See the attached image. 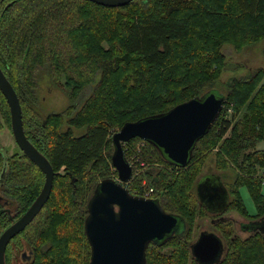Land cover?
I'll use <instances>...</instances> for the list:
<instances>
[{
	"label": "trees",
	"instance_id": "16d2710c",
	"mask_svg": "<svg viewBox=\"0 0 264 264\" xmlns=\"http://www.w3.org/2000/svg\"><path fill=\"white\" fill-rule=\"evenodd\" d=\"M261 39L264 0H132L117 7L89 0H1L0 67L18 96L26 137L54 171L42 212L12 239L5 264H15L19 252L29 248L30 259L20 264H88L87 201L101 179L117 176L111 164L112 134L126 122L219 91L214 83L225 66L221 47L241 49ZM43 70L69 99L62 111L43 115L34 106ZM90 85L89 95L77 103ZM221 94L222 109L195 143L186 166L170 163L139 137L122 145L127 160L134 154L137 162L162 165L155 173L132 172L129 191L146 177L153 197L184 225L162 243L147 246V264H198L189 245L196 218L206 213L194 188L215 147L217 168L235 169L225 211L235 210L249 222L264 217L263 178L257 173L264 167V150L256 148L264 141V67L231 78ZM71 127L85 131L74 135ZM5 128L11 133L9 106L0 92V131ZM3 170L1 184L19 205V216L38 195L43 172L16 144H0V176ZM242 187L255 206L253 215L243 203ZM9 223L1 212L0 234ZM232 225L231 219L215 220L224 244L217 264H264V234L247 230L253 233L242 239Z\"/></svg>",
	"mask_w": 264,
	"mask_h": 264
},
{
	"label": "water",
	"instance_id": "95a60500",
	"mask_svg": "<svg viewBox=\"0 0 264 264\" xmlns=\"http://www.w3.org/2000/svg\"><path fill=\"white\" fill-rule=\"evenodd\" d=\"M89 1L117 7L132 0ZM0 92L9 106L11 134L16 145L44 174L42 188L33 203L0 235V264H5L7 243L31 222L47 201L54 171L47 158L26 137L18 96L1 67ZM224 99L220 91H208L164 113L126 122L112 134L111 164L117 176L101 179L87 201L84 233L90 246L88 264H147L146 249L150 243L160 244L183 229L182 219L166 212L156 198L129 191L126 184L131 180L133 170L122 145L139 137L153 144L170 163L186 166L195 143L208 132L219 115ZM3 174L4 170L0 183ZM195 190L198 202L206 211L215 214L225 211L229 194L219 174H202ZM240 227L245 231L257 229L264 234V217L242 223ZM189 250L198 264H217L222 258L224 244L216 233L202 230L190 243Z\"/></svg>",
	"mask_w": 264,
	"mask_h": 264
},
{
	"label": "rangeland",
	"instance_id": "374dc122",
	"mask_svg": "<svg viewBox=\"0 0 264 264\" xmlns=\"http://www.w3.org/2000/svg\"><path fill=\"white\" fill-rule=\"evenodd\" d=\"M221 51L225 56V66L220 73L218 79L215 81L216 88L219 89L220 92L225 91L226 84L231 78L236 77H242L246 76L249 73H253L257 68L264 67V39L258 40L255 43H252L248 46H244L241 49H236L233 46L229 44H225L221 47ZM98 77L96 78V80ZM92 85L86 87V89L80 94L79 98L77 99V103L81 104V102L89 95L91 92ZM37 101L36 104H38L39 111L45 115L48 112H59L62 111L65 107H67L70 102L68 97L66 96L65 92L56 86H52V84L49 83L46 72L43 70L38 75L37 80ZM227 113L226 116H230L232 112V104L227 107ZM67 122H64L62 128H67ZM72 133L81 135L85 131V127L82 128H74L71 127ZM228 134V133H227ZM0 144L5 147H13L15 145L14 139L12 137V134L8 130V128L2 129L0 131ZM136 145V146H135ZM136 152L137 148H140L139 145H141V142H137L135 144ZM143 146V145H142ZM142 148V147H141ZM256 148L260 150H264V141H260L256 144ZM218 150L217 147H215L211 153H209L205 159V163L203 164L201 168L200 174L205 173H219L221 177L223 178V184L228 188V185L232 183L234 176H235V169L232 167L226 168V169H218L216 165V155L215 152ZM140 151V150H139ZM137 156L132 154L129 156L130 163L132 164L133 168V174H143L146 171H152L155 173L159 168L162 167V165L158 162L148 163L144 160L143 167L140 166L139 162L136 161ZM169 170V168H167ZM258 175L262 176L263 178V185H262V192L264 194V167H261L258 169ZM200 175V176H201ZM199 176V177H200ZM198 177V178H199ZM116 178V176L114 177ZM147 178L143 177L141 179L140 185L136 187V189H133V193L135 190H137L139 187L144 188L147 184ZM195 190V188H194ZM136 194V193H135ZM195 194V192H194ZM240 194L243 200V203L246 207V210L250 215H253L255 213V206L246 190V188L242 187L240 189ZM196 196V194H195ZM198 201V199L196 198ZM206 215L202 218L197 217L195 221V229H193V236L194 238L197 236V234L202 230L211 231L213 230V224L211 223L213 217L215 215H211L208 211L205 210ZM224 219H231L233 220V229L234 234L242 239L249 236L251 231H245L242 230L240 227V224L247 223L248 219L238 213L235 210H228L222 212ZM215 227V226H214ZM214 232L217 233V231L214 230ZM193 238V239H194ZM193 241V240H192ZM191 241V242H192Z\"/></svg>",
	"mask_w": 264,
	"mask_h": 264
},
{
	"label": "flooded vegetation",
	"instance_id": "af4514ba",
	"mask_svg": "<svg viewBox=\"0 0 264 264\" xmlns=\"http://www.w3.org/2000/svg\"><path fill=\"white\" fill-rule=\"evenodd\" d=\"M35 97H36V99H35V101H37V95L35 94ZM35 105V107H36V109L39 111V108H38V104H36V102L34 103ZM48 113H50V112H48ZM48 113H46V114H48ZM45 114V115H46ZM13 137V136H12ZM15 142V141H14ZM16 144V143H15ZM29 159V158H28ZM38 167V166H37ZM40 169V168H39ZM64 167H61L60 168V171L61 172H64ZM41 170V169H40ZM43 176H44V174H43ZM43 182H44V177H43ZM43 185V184H42ZM42 188V187H41ZM41 190V189H40ZM195 194H196V190H195ZM37 197V196H36ZM35 200V199H34ZM33 203V202H32ZM31 203V204H32ZM30 204V205H31ZM29 205V206H30ZM201 205V204H200ZM28 206V207H29ZM28 207H27V209H28ZM42 208H43V206L41 207V209L38 211V213L34 216V217H36L39 213H41L42 212ZM26 209V210H27ZM20 209H19V205L17 204V203H15L14 202V200L13 199H11L10 197H8V190H7V188L5 187V186H3L1 183H0V213L1 212H4V213H6L7 215H8V217L10 218V223L8 224V226H10L12 223H14L22 214H20L19 216H17V213H18V211H19ZM25 210V211H26ZM211 215H218V219H224L223 218V213H218V214H215V213H211ZM33 217V218H34ZM218 219H215V217H213V219L211 220L212 222V224L213 225H215V220H218ZM33 220V219H32ZM31 220V221H32ZM29 224V223H28ZM27 224V225H28ZM26 225V226H27ZM7 226V227H8ZM25 226V227H26ZM6 227V228H7ZM24 227V228H25ZM5 228V229H6ZM4 229V230H5ZM3 230V231H4ZM214 230H215V227L213 226V230H212V232H214ZM2 231V232H3ZM22 231V230H21ZM21 231H19L17 234H19ZM207 231V230H206ZM201 232V231H200ZM199 232V233H200ZM211 232V231H210ZM199 233L197 234V236L199 235ZM214 233H216V232H214ZM16 234V235H17ZM217 234V233H216ZM1 235V234H0ZM16 235H14V237L16 236ZM218 235V234H217ZM197 236L193 239V241L197 238ZM219 236V235H218ZM14 237H12L10 240H9V242L7 243V245H6V247H5V252H4V263H5V253H6V250H7V247H8V245L10 244V242L12 241V239L14 238ZM220 237V236H219ZM221 238V237H220ZM222 239V238H221ZM192 241V242H193ZM191 243V242H190ZM31 249L29 248V249H25L24 251H20L19 252V254H18V256H17V259H19V260H13V263H15V264H20V262L19 261H23V260H29L30 259V256H31Z\"/></svg>",
	"mask_w": 264,
	"mask_h": 264
},
{
	"label": "built area",
	"instance_id": "2783aa9c",
	"mask_svg": "<svg viewBox=\"0 0 264 264\" xmlns=\"http://www.w3.org/2000/svg\"><path fill=\"white\" fill-rule=\"evenodd\" d=\"M136 161H138V159ZM139 164H140L141 167H143L144 162L140 161ZM131 166H132V164H131ZM153 192L154 191H153V189L151 187L148 188L147 186H145L144 188H140L139 187V189L134 191V194L136 193L137 195H141V196H144V197H153Z\"/></svg>",
	"mask_w": 264,
	"mask_h": 264
}]
</instances>
